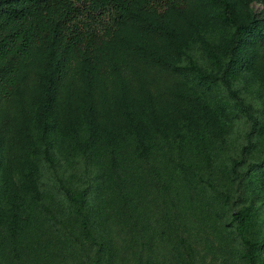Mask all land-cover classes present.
Here are the masks:
<instances>
[{"label":"rangeland","instance_id":"obj_1","mask_svg":"<svg viewBox=\"0 0 264 264\" xmlns=\"http://www.w3.org/2000/svg\"><path fill=\"white\" fill-rule=\"evenodd\" d=\"M225 1L243 24L264 17V0ZM139 16L156 28L127 26L131 37L162 63L110 37L111 11H84L78 26L102 38L92 80L50 34L18 64L11 96L0 94V264H244L237 211L264 264L256 31L235 42L218 0ZM226 66L245 108L221 81Z\"/></svg>","mask_w":264,"mask_h":264},{"label":"trees","instance_id":"obj_2","mask_svg":"<svg viewBox=\"0 0 264 264\" xmlns=\"http://www.w3.org/2000/svg\"><path fill=\"white\" fill-rule=\"evenodd\" d=\"M189 0H0V73L3 81L0 84V94L8 99L12 90L18 86V64L31 61L33 47L44 41L48 35L59 37L64 53H74L81 60L86 76L93 77V50L102 43V38L94 32H83L78 26L76 17L86 11L89 14L102 16L112 12L116 21V29L110 37L117 39L122 45L131 48L138 56L145 60L162 63L159 56L145 50L132 37L127 26H134L139 30L154 31L155 24L139 15L143 11L156 12L168 9L176 13L184 11ZM223 4V13L227 20L235 26V42H238L241 30L251 27L256 31L261 51V61L264 63V17L252 18L245 24L236 18L225 0H218ZM104 53L110 56L107 50ZM202 77L209 74L199 68ZM227 66L224 67L221 81L227 91L234 95L241 108H245L241 98L231 89L225 77ZM125 87V83H122ZM248 115L250 112L247 110ZM66 196L73 199L72 190L64 188ZM237 222V233L241 236L245 246L244 264H261L259 261L260 244L245 236L247 218L244 213H233ZM80 229L88 232V216L80 217Z\"/></svg>","mask_w":264,"mask_h":264}]
</instances>
